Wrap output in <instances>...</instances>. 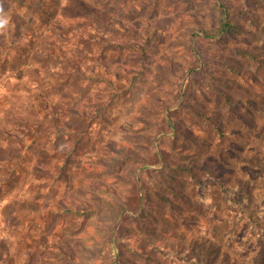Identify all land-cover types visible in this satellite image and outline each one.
Segmentation results:
<instances>
[{"label": "rangeland", "instance_id": "obj_1", "mask_svg": "<svg viewBox=\"0 0 264 264\" xmlns=\"http://www.w3.org/2000/svg\"><path fill=\"white\" fill-rule=\"evenodd\" d=\"M0 264H264V0H0Z\"/></svg>", "mask_w": 264, "mask_h": 264}, {"label": "built area", "instance_id": "obj_2", "mask_svg": "<svg viewBox=\"0 0 264 264\" xmlns=\"http://www.w3.org/2000/svg\"><path fill=\"white\" fill-rule=\"evenodd\" d=\"M1 207H2V202L0 201V210H1Z\"/></svg>", "mask_w": 264, "mask_h": 264}]
</instances>
